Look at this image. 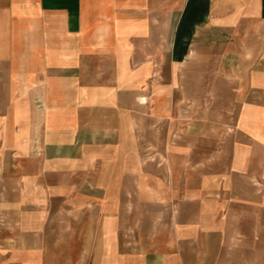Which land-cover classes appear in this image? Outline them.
<instances>
[{
    "label": "crops",
    "instance_id": "obj_1",
    "mask_svg": "<svg viewBox=\"0 0 264 264\" xmlns=\"http://www.w3.org/2000/svg\"><path fill=\"white\" fill-rule=\"evenodd\" d=\"M0 264H264V0H0Z\"/></svg>",
    "mask_w": 264,
    "mask_h": 264
}]
</instances>
